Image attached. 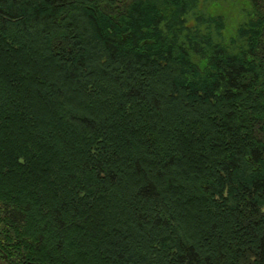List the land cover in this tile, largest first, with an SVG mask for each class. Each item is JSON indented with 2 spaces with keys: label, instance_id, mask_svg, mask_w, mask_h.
<instances>
[{
  "label": "trees",
  "instance_id": "1",
  "mask_svg": "<svg viewBox=\"0 0 264 264\" xmlns=\"http://www.w3.org/2000/svg\"><path fill=\"white\" fill-rule=\"evenodd\" d=\"M3 260L264 264V0H0Z\"/></svg>",
  "mask_w": 264,
  "mask_h": 264
},
{
  "label": "rangeland",
  "instance_id": "2",
  "mask_svg": "<svg viewBox=\"0 0 264 264\" xmlns=\"http://www.w3.org/2000/svg\"><path fill=\"white\" fill-rule=\"evenodd\" d=\"M211 10H212V8H211ZM224 15H225V17L228 19V21L230 22V23H233V21H234V17H235V15H236V12H235V9H232V7H229V6H226V7H224V9L221 11ZM4 259H6V260H11L12 261V258H4ZM4 261V260H3ZM9 262V261H8ZM15 263H17V262H13L12 264H15ZM1 264V263H0ZM3 264H8L6 261H4L3 262Z\"/></svg>",
  "mask_w": 264,
  "mask_h": 264
},
{
  "label": "snow or ice",
  "instance_id": "3",
  "mask_svg": "<svg viewBox=\"0 0 264 264\" xmlns=\"http://www.w3.org/2000/svg\"><path fill=\"white\" fill-rule=\"evenodd\" d=\"M201 2L206 6L210 2V0H201Z\"/></svg>",
  "mask_w": 264,
  "mask_h": 264
},
{
  "label": "flooded vegetation",
  "instance_id": "4",
  "mask_svg": "<svg viewBox=\"0 0 264 264\" xmlns=\"http://www.w3.org/2000/svg\"><path fill=\"white\" fill-rule=\"evenodd\" d=\"M5 260V259H4Z\"/></svg>",
  "mask_w": 264,
  "mask_h": 264
}]
</instances>
